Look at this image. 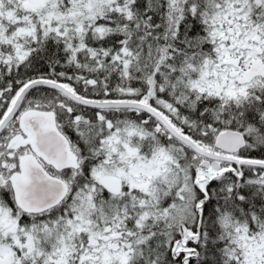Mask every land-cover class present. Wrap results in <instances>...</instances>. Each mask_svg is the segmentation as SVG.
I'll list each match as a JSON object with an SVG mask.
<instances>
[{"label": "snow or ice", "instance_id": "1", "mask_svg": "<svg viewBox=\"0 0 264 264\" xmlns=\"http://www.w3.org/2000/svg\"><path fill=\"white\" fill-rule=\"evenodd\" d=\"M0 264H264V0H0Z\"/></svg>", "mask_w": 264, "mask_h": 264}]
</instances>
